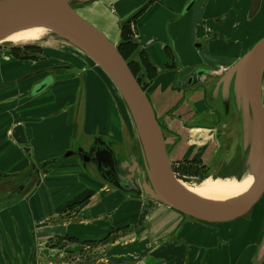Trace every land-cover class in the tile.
Segmentation results:
<instances>
[{
	"label": "crops",
	"instance_id": "1",
	"mask_svg": "<svg viewBox=\"0 0 264 264\" xmlns=\"http://www.w3.org/2000/svg\"><path fill=\"white\" fill-rule=\"evenodd\" d=\"M189 1L167 0L171 9L175 11L183 5L186 6ZM103 2L114 6L111 15L119 23L141 8L147 0ZM248 2L249 0H242L240 3H236V0H197L187 26L184 28L180 26L172 31L174 34L179 33V39L181 35L182 41L185 42V44L181 42L180 45L185 70L180 72L165 73L164 71L169 62L164 53L166 31L163 23L172 18L169 11L154 5L138 20L140 45L151 66L157 71L146 93L160 126L163 125L178 137L176 145L168 150L170 161L174 158L179 160L188 157L191 158L190 160L199 157L207 161L214 158V132L207 127L211 125L210 117L197 115L200 112L205 114L207 110L203 103L204 87L184 89L181 86V82L188 76L189 67L195 65V59L191 61L192 59L187 58L194 53L190 49V44L186 42L203 37L204 41L207 40L206 52L218 59L217 62L206 64L212 67L217 65L216 69L220 70L228 69L240 60L255 40L251 25L245 18ZM226 15L229 19L214 23L216 19ZM93 19L91 23L104 33L107 32L112 40L108 36L107 38L117 45L120 41L119 30H116L118 23L110 25L103 18L96 16ZM72 54L77 57V61L83 60V66L77 65L75 61L71 63V59H65L66 57L61 59L62 62L52 60L40 63L19 62L12 59L9 53L0 52V83L20 79L31 71L47 67H70L68 71H55L54 85L36 98L28 99L26 96H21L14 102L4 103L12 98V94L16 91L21 92L36 79L46 76V73L22 83L23 86L19 84L21 87L16 85L0 91L1 173L14 175L26 167L28 163V156L24 153L26 147L30 149L31 158L38 163L63 153L79 139L87 144L92 136H109L118 142L123 141L125 134L128 140L131 138L130 123L110 84L87 58L80 57L76 53ZM28 63L32 64L31 68L27 67ZM14 87L18 89L12 91ZM108 94L113 102L115 101L116 111L107 103ZM262 104L264 109V85ZM57 112V115L48 117ZM199 119L201 122L198 124ZM208 120L209 122H206ZM163 127L161 126L162 129ZM184 144L188 147L185 148ZM78 166L73 159L50 168L48 175L42 177L27 197L10 208L0 211V242L10 243L6 245L10 258L12 255L22 257V264H26L29 257L32 260L31 264H41V258L44 257L48 263H52L54 254L58 255V253L47 250L46 241L63 231L61 232V226L54 224L56 223L52 217L54 214L49 216L47 210L45 214L41 213L40 209H47L49 204L53 209L56 206L69 207L83 194L85 196L86 186L90 188L91 193L84 198L88 199L89 203L85 214L82 213V216L86 217L84 220L96 219L93 213H97L98 210L103 213V202L106 199L103 198L106 195L104 187L107 185L99 181H96L98 184H94L91 177L83 180L75 170ZM59 167H66L60 169L61 172L68 170L75 175L79 174L78 182L66 180L64 187L54 181L49 183L47 181L49 177L61 173L56 171ZM56 180L61 181L62 177L56 176ZM111 196L119 197L113 194ZM82 200L76 202L80 203ZM260 204L256 206L249 219H238L216 225L183 219L182 215L161 206L145 225L147 229L142 238L147 237L150 244L147 247L144 245L138 247L137 243L127 246L124 250L131 253L137 249L143 253L148 250L145 257L143 259L141 257L139 263L135 260L130 263L126 262L125 257L121 258L117 252H112L109 260L113 264H263L264 219L263 205ZM112 209L118 210L119 206H114ZM127 217L122 216L115 220L129 225L135 220L138 223L142 222L141 219H127ZM49 220H52L51 224L46 225ZM110 223L113 222L110 220ZM107 225V219H100L99 223L91 225L80 221L74 225L69 223L67 231L73 232L80 239L93 240L107 233ZM97 226L98 228H95ZM121 249L119 248V251H122ZM0 264H5L1 249Z\"/></svg>",
	"mask_w": 264,
	"mask_h": 264
},
{
	"label": "water",
	"instance_id": "2",
	"mask_svg": "<svg viewBox=\"0 0 264 264\" xmlns=\"http://www.w3.org/2000/svg\"><path fill=\"white\" fill-rule=\"evenodd\" d=\"M96 1L99 0H0V45L10 44L1 41L26 28L45 27L60 31L56 37L59 42L85 56L114 90L130 123L131 138L128 140L125 134L123 141L118 142L109 136H92L87 144L79 139L63 153L38 163L31 158L30 149L26 147L24 153L28 156V163L21 172L14 175L0 172V211L27 197L42 177L48 175L50 168L74 159L92 180L121 194L157 202L190 221L216 225L249 219L259 203L263 205L264 219V37L229 67L211 89L206 82L210 71L204 68L191 71L181 82L184 89L209 88L204 95V105L213 107V111L226 119L233 116L235 120L236 131L233 134L236 140L233 143L236 153L232 150L223 154L215 170L205 180L232 176L239 180L244 176L255 179L248 191L237 199L226 202L203 200L186 190L173 173L168 150L176 145L178 137L172 132H163L146 91L129 70L117 45L75 9ZM263 2L252 0L251 17ZM127 22L128 19L123 21L122 26ZM27 67L31 68L28 64ZM69 69L68 66L47 67L31 71L20 79L0 83V91H3L46 73L21 92L16 91L4 103L14 102L21 96L36 98L54 85L55 71ZM57 114L52 113L48 117ZM234 156L237 157L236 170L216 176L222 165ZM15 231L17 233V229ZM6 245L10 243L0 242L4 263L22 264V257L12 255L10 258ZM29 262L28 257L26 264Z\"/></svg>",
	"mask_w": 264,
	"mask_h": 264
},
{
	"label": "rangeland",
	"instance_id": "3",
	"mask_svg": "<svg viewBox=\"0 0 264 264\" xmlns=\"http://www.w3.org/2000/svg\"><path fill=\"white\" fill-rule=\"evenodd\" d=\"M103 1H105V0H99V1H96V2L88 4V5L75 7V9L78 11V13L83 18H86L90 22H92L94 20L93 17L96 16L98 18H103L104 21H107L108 24L110 23V25H116L118 23V20L115 19L113 17V15H111V14H113V11H114L113 7L114 6H111L108 3H104ZM250 20L251 21L249 23L251 25L252 34H253V37L255 38V40L253 41V43H254L256 41L257 37H259V36H262L261 38L264 37L263 36L264 35V15L258 14L257 16H255V18H251ZM118 25H119V23H118ZM116 30H119V29H116ZM106 33L107 32H105V34ZM106 36H108V38H110V40H112V38L110 37V35L108 33L106 34ZM31 38H32V40H29L28 42H25L22 44H16V45L15 44H11V45L10 44H2V45H0V52L9 53V56L12 59H15L16 61L20 62L21 55H19V58L16 59L15 56L12 55V52H13L12 49L34 46L40 50V52H39L40 57H38L39 61H35V60L30 61L29 60L26 62H31V63L32 62L33 63L51 62L49 60L62 62L61 59L66 57L65 59H71V63L75 61L77 65L83 66V64H84L83 60L77 61V57L75 55H73L72 53H76L80 57H85V56H83L80 52H78L74 48H72V47H70V46H68L62 42H59L60 40H58L56 37L49 38V35L42 33V35L34 36ZM117 46H119V43L117 44ZM201 49L203 51L201 53V57L203 60H205L206 62L207 61H211V62H217L218 61V59L214 55H209L206 52L205 47H203V48L201 47L200 50ZM197 50H199V49H197ZM31 63H28V66L32 67ZM205 65H207V64H205ZM20 85L18 87L23 86V85H21V86ZM263 85H264V81H263ZM18 87H16V88L14 87L12 89V91L18 89ZM106 98H107V103L109 105H111L113 107V109L116 111V108L114 105L115 101L113 102V100L109 96V94L106 95ZM106 106H107V104H106ZM231 120H232V118H229V121H231ZM161 126L163 127V125H161ZM229 127H230L229 125L226 127V131H228ZM162 130L165 133H170V131L167 128L163 127ZM221 132L225 133V130L223 127L221 128ZM225 136L227 137L226 139L236 140L233 132L232 133L229 132V134H226ZM226 139L222 138V141L224 142V141H226ZM222 141L220 139V141H219L220 145H222ZM184 147L187 148L188 146H186V144H184ZM190 159H191L190 157L179 158V160L178 159L176 160L174 158V160L171 161L172 171L175 174L176 178L179 180V182H182L188 186H194V185L198 186V185L202 184V182L204 183L207 180H213L214 181V179L209 178L205 181H201L200 183H198V179H200L201 177L208 178L210 172L213 171L214 166L216 165V162L218 161L217 157L216 158H210V160H208V161L207 160H201V159H199V157H198V159H192V160H190ZM69 167L70 166H68V168ZM63 168H66V167H63ZM63 168H60V167L57 168L56 169L57 173H60L61 172L60 169H63ZM75 170L79 172V174L83 180L89 179L86 172H84V170L80 166H78V168H76ZM221 173L219 174V176L221 175ZM78 175L73 174L71 171L65 170V171L61 172L59 175L55 174L54 177H52V176L49 177L47 181L49 183H54V182L55 183H61L60 185L62 187H64L66 180H72V181H74V183L78 182ZM46 176L47 175H45V177ZM56 176L62 177V180L57 181ZM65 176L67 179L65 178ZM72 177H73V179H72ZM231 179L233 180V183L235 185L241 184L243 182V180L239 181V179H237L234 176H232ZM217 180H224V179H217ZM92 182L94 184H98L96 181L92 180ZM84 189H85V191L87 189L85 196L83 194L76 201L82 200V198L84 199L85 197H87L88 193H91V191L89 190L90 188H88V186H86ZM104 192L106 195L103 198H106V199L103 202V207H102L103 213L102 214L100 213L101 210H98L97 213H93V216H95L96 219L84 220L86 217L82 216L83 212L85 214L86 207L89 206V203L87 201L88 199H84L81 201V202L87 201L85 206L81 203L78 204L75 201L74 204H76L78 206H76L75 209H72V210L67 209V205L64 208H60L61 206L60 207L56 206L55 209H53L52 205L49 204L47 209L43 210L41 208L40 212L45 213L47 210V213L49 214V216L54 214L52 216L53 219H62L63 221H65L66 225H68V220H72V219H75L76 223L81 221V222H83V224H86V225H91L93 223H99L100 219H107L108 220V225H107L108 229L106 231L107 233H105V235H101V236L98 235L100 237L93 239L95 242L101 243V245L95 246L96 249H95L94 253H97V256L94 257L93 263L97 262L98 259L100 258V259L104 260L106 262V264H113L109 260V258L111 257L110 254L112 252H114V253L117 252L118 254L121 255L120 256L121 258L125 257L126 262L133 263L134 262L133 260H138V259L134 258V256H133L134 254L131 253V251H124V250L126 249L127 246H130L132 244V241L127 240L128 238H126V236L130 235V232L133 231L134 229L133 230L126 229V230L121 231L119 233V231H117V225L119 224V221H116L115 219H117V218L120 219L122 216H128L127 219H141L140 221L143 222L142 223L143 226H141V228H139V229H142V227H143V229H145V227H146L145 225L150 221L149 219L152 217V214L155 211H157L161 206L162 207H165V206H163L157 202H154V201L145 200L143 197L138 198V197H134V196H130V195L121 194L118 191L115 192L108 185L104 187ZM112 194L115 196L119 195V197L118 198L113 197V196H111ZM114 206H119V209L118 210L112 209V207H114ZM68 211H69V214H68ZM73 212H74V214L71 215ZM183 219H186V217L183 216ZM87 220H89V222ZM110 220L113 222L112 224L110 223ZM144 223H145V225H144ZM95 228H98V226ZM102 242H105V243H102ZM137 243H138V247H142L143 245L147 247L150 244V241L148 240L147 237H144V238H141ZM119 248H122L121 249L122 251H119ZM108 249H109V251H108ZM147 252H148V250L145 253L142 252L140 254V257H142V259H143V257H145ZM93 256H94V254H93ZM131 256H133V257L131 258ZM102 264H104V262Z\"/></svg>",
	"mask_w": 264,
	"mask_h": 264
},
{
	"label": "flooded vegetation",
	"instance_id": "4",
	"mask_svg": "<svg viewBox=\"0 0 264 264\" xmlns=\"http://www.w3.org/2000/svg\"><path fill=\"white\" fill-rule=\"evenodd\" d=\"M240 1L242 0H236V3H240ZM244 1H247V0H244ZM190 3H192L191 7L187 11L184 12V10L187 8V6ZM196 3H197V0H190L186 6L183 5L178 11H175L171 9L167 0H147V2L141 8L135 10L131 15L120 20L119 22V35H120V41H119L120 51L119 52L120 53L119 54L121 55V57L127 64L131 73L133 72L132 73L134 74L133 76L135 77V79L138 81L139 85L143 89L145 88V90H147V88L150 86L152 81L155 79L157 75V71L151 66L147 55L145 54L142 46L140 45V36H139L140 33L138 30V20L150 7L154 5H158L159 7H162L165 10L169 11L170 16L172 18L168 19L167 21L163 23L164 29L166 31V35H165L166 43L164 46V53H165V57L168 59V62H169L168 65H166L164 71L165 73L180 72V71L185 70V68H183L184 56L182 55V50L180 49V45H181V42H183L182 41L183 39L181 35L179 39V33L174 34L172 33V31L174 32L180 26H183V28L187 26V21H189L190 17L192 16L191 13ZM251 5H252V0H249L247 4L248 6L247 15L245 17L247 23L251 21L250 20L251 18H255V16H257L258 14L264 15V2H263L262 7L259 8L258 12L255 14L254 17L250 16ZM127 19H128V22L122 26V22ZM227 19H229L228 15L221 17L219 19H216L214 23L215 24L221 23L223 21H226ZM261 37L262 36H259L258 38H256V41L261 39ZM183 43L185 44V42ZM186 43L190 44V49L194 53L193 56L190 53L191 56L187 57L188 60L192 59L191 61H194L195 59V62H194L195 65L193 64L191 67H189V70L187 71V75L190 74L191 71L195 70L196 68H204V69L209 70L210 73L208 75L206 82H207V87L210 86V89H211V86L215 83V81H217V79L220 78L221 75H223V73L226 72L227 69L220 70V69H216L217 65L215 67L205 65L206 63L211 62V61L206 62L201 57V53L203 51L202 49L200 50V48L201 47L206 48V45H207V40L204 41L203 37L191 39L190 41ZM195 54H196V57H195ZM210 89L203 88L202 90L204 91V95ZM206 106L209 107L208 105H205V107ZM207 107H206L207 110L205 111V114H201L200 112L197 115L201 117L202 116L210 117L211 125H207V127L210 130H213L214 132V138H215L214 139L215 141L214 142L215 143L214 158L217 157L219 161V158L225 153L232 152V150L234 154L236 153L233 140L226 139L227 137L225 136L226 134H229V132L232 133L236 131L235 125H234L235 120L233 116L228 117L226 119L225 117L220 116L219 112L213 111L212 109L213 107H209L210 110ZM229 118H232V120L229 121ZM197 122L199 124L201 120L199 119ZM206 122H209V120ZM228 125L230 127L228 131H226V127ZM222 127L224 128L225 133L221 132ZM222 138L226 139V141L223 142ZM220 139L222 141V145H220V142H219ZM236 158L237 157L234 156L230 161L222 165V167L219 169L217 176L221 172L222 173L223 172H227V173L234 172L236 170V163H235ZM218 161L216 163H218ZM216 166L217 164L214 166L213 170H215ZM211 173L212 172H210V174ZM87 201H83L80 203L85 206ZM76 206L78 205L73 204L67 207V209L72 210V209H75ZM68 214H69V211H68ZM73 214L74 212L71 215ZM55 221L56 223L54 224H56V226H61V232L63 231V233H59L47 239L45 248L49 251H56L58 253V255L56 254L58 258L54 254L52 263H48L47 260L43 257L41 258L42 261L40 260L42 262L41 264H47V263L48 264H98L102 261V259L99 258L97 262L93 263L94 257L97 256V253H94L96 249L95 246H99L101 245V243H97L91 238L80 239L78 238V236L76 237L73 232L67 231L68 226L66 225L65 221H63L62 219L61 221L58 219L57 220L55 219ZM50 222H52V220L46 223V225L51 224ZM69 223H71V225H74V223H76L75 219L68 220V224ZM142 223L143 222L138 223L137 220H135L134 223L131 225L119 223L117 225V231H119L120 233L121 231H124L126 229H130V230L134 229L133 231L130 232V235L126 236V238H128L127 240L132 241L131 245H134V244H137V242L144 236L146 232V229H147L146 227L145 229H143V227L142 229H139L141 228V226H143ZM102 243H105V242H102ZM142 252L143 251H140V249L133 251L134 258L139 259V260H135V261H138V263L139 261H141L140 254ZM102 263L103 262H101L100 264ZM29 264H31V259H30ZM104 264H106L105 261H104Z\"/></svg>",
	"mask_w": 264,
	"mask_h": 264
},
{
	"label": "bare ground",
	"instance_id": "5",
	"mask_svg": "<svg viewBox=\"0 0 264 264\" xmlns=\"http://www.w3.org/2000/svg\"><path fill=\"white\" fill-rule=\"evenodd\" d=\"M42 33L49 35V38L57 37L61 34L60 31H53L45 27H31L8 35L1 43L22 44L32 40L31 37L42 35ZM242 180L243 182L238 185L233 183L231 177L224 180H207L198 186H188L182 182H180V184L186 190L203 200L226 202L242 196L255 181V179L250 176H244L241 181Z\"/></svg>",
	"mask_w": 264,
	"mask_h": 264
},
{
	"label": "trees",
	"instance_id": "6",
	"mask_svg": "<svg viewBox=\"0 0 264 264\" xmlns=\"http://www.w3.org/2000/svg\"><path fill=\"white\" fill-rule=\"evenodd\" d=\"M118 51H120L119 46H117ZM12 55L15 56L16 59L19 58V55H21V62H26V61H39L40 57V50L37 47L34 46H28V47H21V48H14L12 49ZM120 53V52H119ZM133 73V72H132ZM134 75V74H133ZM145 91V89H143ZM206 179L205 177H201L198 179V183L201 182L202 180Z\"/></svg>",
	"mask_w": 264,
	"mask_h": 264
}]
</instances>
